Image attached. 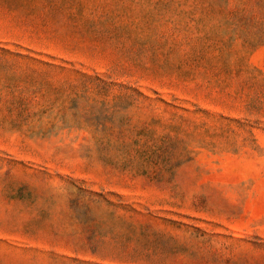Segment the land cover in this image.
Instances as JSON below:
<instances>
[{"label": "rangeland", "instance_id": "obj_1", "mask_svg": "<svg viewBox=\"0 0 264 264\" xmlns=\"http://www.w3.org/2000/svg\"><path fill=\"white\" fill-rule=\"evenodd\" d=\"M0 264H264V0H0Z\"/></svg>", "mask_w": 264, "mask_h": 264}]
</instances>
